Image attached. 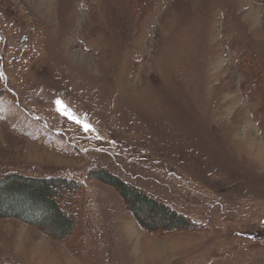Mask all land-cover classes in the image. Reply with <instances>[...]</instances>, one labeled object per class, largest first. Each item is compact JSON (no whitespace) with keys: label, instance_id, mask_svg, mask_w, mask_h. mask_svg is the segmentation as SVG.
Wrapping results in <instances>:
<instances>
[{"label":"rangeland","instance_id":"obj_1","mask_svg":"<svg viewBox=\"0 0 264 264\" xmlns=\"http://www.w3.org/2000/svg\"><path fill=\"white\" fill-rule=\"evenodd\" d=\"M100 170L188 226L133 212ZM13 173L63 178L74 226L0 217V264H264V2L0 0Z\"/></svg>","mask_w":264,"mask_h":264},{"label":"trees","instance_id":"obj_2","mask_svg":"<svg viewBox=\"0 0 264 264\" xmlns=\"http://www.w3.org/2000/svg\"><path fill=\"white\" fill-rule=\"evenodd\" d=\"M264 2V0H258ZM99 179L118 189L125 204L133 212L149 214L166 222L167 229H177L188 226V220L180 213L165 205L159 200L145 194L141 189L129 185L117 177L99 173ZM63 178H36L16 173L0 176V217H16L43 230L54 228L60 235H68L74 220L60 209V183ZM140 225L147 230L155 228L137 218Z\"/></svg>","mask_w":264,"mask_h":264},{"label":"snow or ice","instance_id":"obj_3","mask_svg":"<svg viewBox=\"0 0 264 264\" xmlns=\"http://www.w3.org/2000/svg\"><path fill=\"white\" fill-rule=\"evenodd\" d=\"M56 103H57V105L60 106V107H58V111H61L62 114H64V115H68L70 119H75V117H72V116L70 115V113L67 111L66 107H64V106L62 105V102H61V101L57 100ZM76 122H77V123H80L79 120H76ZM83 127H84V130H85V131H88V130H89V126H88L87 124L83 125Z\"/></svg>","mask_w":264,"mask_h":264}]
</instances>
